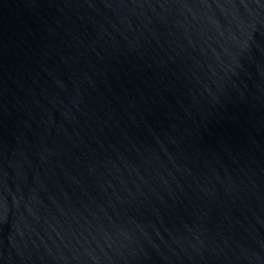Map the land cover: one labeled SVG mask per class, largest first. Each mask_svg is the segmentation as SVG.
Returning <instances> with one entry per match:
<instances>
[{"label": "water", "instance_id": "water-1", "mask_svg": "<svg viewBox=\"0 0 264 264\" xmlns=\"http://www.w3.org/2000/svg\"><path fill=\"white\" fill-rule=\"evenodd\" d=\"M0 264H264V0H0Z\"/></svg>", "mask_w": 264, "mask_h": 264}]
</instances>
